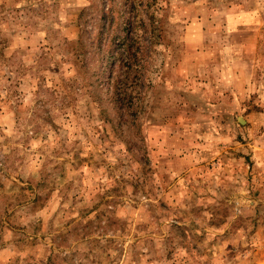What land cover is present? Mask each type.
<instances>
[{"label": "rangeland", "instance_id": "obj_1", "mask_svg": "<svg viewBox=\"0 0 264 264\" xmlns=\"http://www.w3.org/2000/svg\"><path fill=\"white\" fill-rule=\"evenodd\" d=\"M1 168L0 264H264V0H0Z\"/></svg>", "mask_w": 264, "mask_h": 264}, {"label": "trees", "instance_id": "obj_2", "mask_svg": "<svg viewBox=\"0 0 264 264\" xmlns=\"http://www.w3.org/2000/svg\"><path fill=\"white\" fill-rule=\"evenodd\" d=\"M131 43L129 44V47H131ZM126 52H127V54L128 55H130V58H133V59H137L138 58V56H135L134 54H132V50L129 48L128 50H126ZM119 81H117V83H115L114 84V87H113V93H114V95H115V97H116V99H117V102H118V104L120 105H122V100H123V98H125V97H122V95H121V93H120V90H119ZM5 161H7V158H5L4 159ZM5 163H3V165H4ZM3 173V171H2V168L0 169V175ZM2 175H4V174H2ZM1 179V178H0ZM45 184V180L44 179H42V181H39V183H38V186H43ZM46 197H44L42 194H35L33 197H32V200H31V206H33V207H36V206H38L40 203L42 204V202H43V200L45 199ZM45 201V200H44ZM98 217V216H97ZM99 220H102L101 218H98ZM98 223L95 225V227L97 228V227H104V228H109V227H116L117 226V221L113 218V217H111V216H109V217H107V219H106V221H104V225L102 226L101 225V222L100 221H97ZM71 231V230H70ZM68 232L67 234H63L61 231H60V235L62 236V240H66L67 238H69V235L71 234V232ZM92 230L91 229H88L87 227H84L83 228V235H85V234H90V232H91ZM29 238H31V239H29ZM36 239H37V236L35 235L34 237H32V235H28V237H26V238H24V239H22L23 240V242H25L26 240H30V241H28V242H32V243H34L35 241H36ZM52 240H54V244L56 245V246H61L62 244V242H60V241H57V238L56 237H52L51 238ZM97 238H95V239H92V240H96ZM20 240V239H19ZM18 240V241H19ZM21 240V241H22ZM53 244V245H54ZM48 249H49V251L50 252H54L56 249L52 246V245H48V247H47ZM54 255V254H53ZM55 256V255H54Z\"/></svg>", "mask_w": 264, "mask_h": 264}]
</instances>
